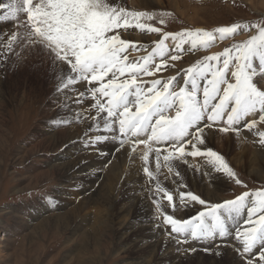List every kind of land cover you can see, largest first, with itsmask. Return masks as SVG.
<instances>
[{
  "label": "snow or ice",
  "instance_id": "obj_1",
  "mask_svg": "<svg viewBox=\"0 0 264 264\" xmlns=\"http://www.w3.org/2000/svg\"><path fill=\"white\" fill-rule=\"evenodd\" d=\"M165 15L161 14V25ZM142 19L153 16L126 11L115 6V0H0V23L14 25L5 45L9 54L16 49L21 57L35 53L50 66L58 95L71 90L77 105L93 101L87 109L96 113L90 131L102 123L118 150L130 154L142 145L139 158L149 181L156 179L147 166L150 154L155 156L157 171L161 158L168 165L172 159L202 157L215 172L247 188L224 156L207 146V139L214 131L239 136L244 129L264 146V130L257 127L264 126V23L167 32ZM132 28L157 35L150 50L123 38ZM249 29L254 34L243 42L204 56L177 75L154 78L174 68L172 62L181 60L184 51L207 49L217 38L223 41ZM141 51L146 54L130 55ZM33 66L38 69L42 64ZM108 138L97 134L88 144ZM150 191L155 193L152 203L162 224L178 244L206 242L215 248L204 250L221 258L231 247L234 258L227 264H264V187L222 202L181 191L185 209L189 203L202 206L187 219L162 211L161 199L174 206L168 189L157 184Z\"/></svg>",
  "mask_w": 264,
  "mask_h": 264
},
{
  "label": "rangeland",
  "instance_id": "obj_2",
  "mask_svg": "<svg viewBox=\"0 0 264 264\" xmlns=\"http://www.w3.org/2000/svg\"><path fill=\"white\" fill-rule=\"evenodd\" d=\"M177 1H180L178 8L174 5L173 1L165 2L160 7L151 5L142 9H135L128 6L125 1L116 2L115 0V6L124 7L126 11L146 12L152 15L153 19H142L143 23L151 24L154 27H162L163 30L167 32H178L183 29L214 30L216 27L227 26L233 23H264V0H252L251 4L248 2V0ZM4 2H8V0H4ZM209 6L212 7L210 8ZM193 7H197V9H199L198 11L196 10L198 12V19L195 18L196 22H191L189 19V13L193 14L192 11H190V8ZM178 11L181 13V15ZM162 13H167V15L163 17L165 20L164 25H161L159 23V19ZM13 29L14 25L12 24L0 23V134H4L7 137L5 143H3L2 145L0 144V239L3 238V240H0V264H136L140 260V258L144 260V264H150L153 259V257H151L150 255L151 252L150 254H148V252L146 251V253H144L143 255L141 249L133 250L132 246H130L132 249L127 247L126 243L129 240H124L126 237L124 238L123 236L125 234H127L128 236V234L130 233L129 230L125 231V234L121 235L120 237L116 236L118 228H120V225L123 226L126 223L127 218L124 216L120 217V220L115 219L116 222L115 220H113L114 222L111 221V218H106L109 217L108 213L117 214L119 211H121L124 207V204H117L116 206H114L115 208L111 207L108 212L105 211L104 207L99 205L98 207L94 204L85 207H78V201L80 200L81 196L80 194H78L79 189L76 188V185L75 187L74 185H70L69 187L64 188L67 184V181H65L62 177H58V179L56 175H50L48 176L49 178L47 177L41 180L38 179L37 181L32 180V176L34 175L30 176L31 174L38 172L39 170L40 172L46 170V167H44L46 166L44 165L45 160L44 157H41L43 156L41 153H39L38 151L36 153V150H33L31 147L30 148L33 150H31V152L33 153H24V151L27 152L29 148L27 144L30 143L29 146L33 145L35 140L38 138L35 137L34 140L32 138V135H34L35 131H38V125L42 124V129H50L53 126L54 128L57 127V129L66 128L68 130V128L75 126L76 124L80 125L82 120L76 119L77 122L73 121L74 119L68 116L67 111L60 107H58L59 109L57 108L58 105H56V107L54 105L49 107L52 110L54 106V111L52 110L53 112L47 109L48 112L46 111V114L49 120H42L43 115L40 109L41 102L47 100V98L50 97L49 94L51 95V92H54L56 81L53 80L51 76L50 66L46 64L45 61L41 62V58L39 56H37L38 58L36 59L35 53L31 55H25L28 58L25 56V58L21 57L19 54V49H16L15 53L9 54L8 49L5 47V45L7 43V36ZM135 30L137 31L138 29L132 28L126 32L130 33L131 31L130 34L133 37L134 34H136ZM251 34H254V31L249 29L248 31H240L237 35L227 38L223 41L217 39L216 42L207 49L201 48L194 52L198 53V55H196L194 58L190 57V52H192L191 50L184 51L181 60L172 62L175 65L174 68H167L157 73L156 77L154 78H165L171 75H177L178 71L191 66L196 60L202 59L206 55L221 52L225 47L231 44L243 42ZM128 37L126 36L125 39H127ZM156 38H154L153 41H155ZM150 46L145 45L143 48L150 50ZM139 53L140 55L146 54V52L144 51H141ZM32 56H34V59ZM131 57L134 58L136 56H133L132 54ZM37 60L39 63L41 62L40 64L43 65L38 69L33 66L34 61L36 63ZM178 79L182 84V76L178 77ZM69 91L71 93L69 92L70 96H68V98H72L75 100L76 95H72V91ZM90 102L93 103L91 100ZM84 104L86 105V103H83V105L80 104L82 106L76 104L77 108L74 107L76 108L75 112L79 113L82 116L84 115L82 119H92V117L95 116L94 111V114H90L92 110H86ZM85 110L87 111V113L85 112ZM24 112L26 115L25 118L23 117ZM85 115H88V117H86ZM66 116H68L69 118ZM257 127L260 130H264L263 126L258 125ZM244 131L246 130L241 129L239 136L235 135L234 133L224 134L215 131L219 136L215 135V138H208L207 146L211 147L218 154L224 156L226 162L236 173L237 177L244 181V183L247 185V188L237 186L233 181L229 180L227 176L215 172L212 168V165L209 164L207 160H204L203 163L195 162L197 164H195L194 162H189L188 166L186 162L183 161V159H172L168 163L169 166L165 165L164 161H162V175H160L158 172L152 171L151 168H149L150 171H152L156 176V179L152 181H149L146 174H144L143 167L139 166L140 169L138 171L140 172L138 173L142 174L140 175L143 178V182L145 181L144 186L145 188H148L147 190L144 188L146 191L144 199L147 202L146 204H148V206H146L147 211L142 210L140 205H136L133 207V211L138 216L137 218L144 216L146 217L140 218V221H138L139 224L141 225L146 223H158L161 231H164L162 234L165 238H160L158 236L157 240H165L163 245L166 244V247L171 246V243L167 240V237L174 239L177 243V239L173 238V235L170 236V229L166 231L165 226L162 224V217L158 216L157 211L152 203V199L154 198L155 193L150 190L154 189L157 184H159L163 188L168 189L174 196V206L168 205L166 199L160 200L162 211L166 214L174 215V217L178 219H187L195 215L198 210H202V206L192 204L194 206L193 207L191 203H189V207L193 211L188 212V216H183L181 212L186 209L181 205L179 198V193L182 190H186V192L191 191L210 202H215L217 199L218 200L216 202H222L224 199L233 198L235 194H240L243 191H252L264 187V171L262 174V179L261 177L259 178L258 176H255L253 173L249 172V169L251 167H247L249 164V160L254 158L257 153L247 152L246 149H243L244 147H246L244 144H248L247 141H245L246 139L244 138ZM247 134L249 135L252 133L248 132ZM235 137L237 138V141H234L236 140ZM218 138L219 141H217ZM81 139L82 138H80L78 141H80ZM248 139L250 140V138ZM236 147L239 148L237 149ZM251 148V150H255L253 147ZM233 150L236 154H234ZM20 151H23L22 154L24 157L22 158H18V153ZM58 151L59 148L57 147L55 148L53 153H57ZM238 156H242L241 164H238L237 162ZM169 167H171L172 169L171 172H169L168 170ZM32 168L34 171L32 170ZM206 168L208 170L211 169L212 171H214L218 175L217 178L221 179H217V184L210 181L214 178L210 176L209 171L205 170ZM177 173H179V175H177ZM192 174L193 176H191ZM171 175L174 177V179L170 182L167 181V183H165L161 178V176H163L165 179L171 180ZM51 176L52 178H50ZM185 179H187L188 181H186ZM100 180L101 177L100 179H97L96 185H98ZM31 181L34 182L35 185ZM198 182H200L201 184H199ZM30 184L32 187H28L30 186ZM198 184L201 185L202 188ZM194 185L196 186L194 187ZM205 188L208 191H211L213 189L216 192L215 196H213L212 198L206 197V195L202 193ZM68 213H70L69 216L71 217L69 221L67 219ZM77 214L80 215L78 216ZM81 214L83 215V217ZM53 216L55 217V219L58 217L60 220H55ZM92 217L95 219H93ZM146 219H154V222H145L147 221ZM51 220L52 222H50ZM94 224L96 225L95 227ZM42 228H44V230H42ZM54 228H57V230ZM106 229L110 234H108ZM145 238L147 237H144V239ZM172 246L175 250L177 249V253H180L181 261H173L168 264H227V262L231 260V256H229V253H226V255L221 258L220 256L215 255L214 252L205 251L204 249L208 247L215 248V245H209L206 242L198 243L189 241V243L187 244H179L178 248L174 247V245ZM192 248H195L196 251H191L190 249ZM140 255H143V257H141Z\"/></svg>",
  "mask_w": 264,
  "mask_h": 264
},
{
  "label": "bare ground",
  "instance_id": "obj_3",
  "mask_svg": "<svg viewBox=\"0 0 264 264\" xmlns=\"http://www.w3.org/2000/svg\"><path fill=\"white\" fill-rule=\"evenodd\" d=\"M121 1V2H126L128 6L132 7V8H145L147 6H155V7H160L161 5H163L165 2H170L173 1L174 5L178 8L180 1L178 2L177 0H116V2ZM257 1V0H256ZM262 1V0H259ZM248 2L251 4L252 0H248ZM125 3V4H126ZM170 4V3H169ZM210 8L212 6H209ZM186 10V8H185ZM199 9H197V7H193L190 8V11H192L193 14L189 13V19L191 22H196L195 18L198 19V12L197 11ZM179 12V11H178ZM180 13V12H179ZM181 15V13H180ZM192 15V16H191ZM10 28V26H9ZM136 31V30H135ZM134 32V31H133ZM131 33V31H130ZM126 32L124 33V39L125 37L129 36L127 38V40L136 43L137 45H141V46H145V45H149L151 44V42L154 40V38L157 37L156 34H148L146 32H141L140 30L136 31L134 34V36L132 37V35ZM157 39V38H156ZM219 39V38H217ZM5 42V41H4ZM2 42V43H4ZM6 43V42H5ZM168 43H171L170 41ZM186 47V46H185ZM188 47V46H187ZM193 52V53H192ZM190 52V57L194 58L196 55H198V53H194L196 51H192ZM203 52V51H202ZM133 56H137L140 55V53L137 52H131L130 55ZM27 55V54H25ZM35 55V54H34ZM27 57V56H25ZM24 57V58H25ZM31 57V56H30ZM34 59V56H32ZM28 58V57H27ZM36 59L38 58L37 55L35 57ZM135 58V57H134ZM31 59V58H30ZM35 59V60H36ZM27 60V59H25ZM24 60V61H25ZM29 60V59H28ZM26 62V61H25ZM35 62V61H34ZM38 62V60L36 61V63ZM42 62V61H41ZM40 62V63H41ZM28 63V62H27ZM39 63V62H38ZM45 63L47 64V62L45 61ZM44 63V64H45ZM30 64V63H29ZM184 65V64H183ZM43 66V65H42ZM179 66V65H178ZM43 69V68H42ZM172 69V68H171ZM40 71V70H39ZM43 76V75H42ZM172 76V75H171ZM50 77V75H49ZM158 78H163V77H158ZM167 78V77H165ZM54 80V79H53ZM53 83V82H52ZM54 84V83H53ZM52 85V84H51ZM51 87V86H50ZM54 88V87H53ZM52 89V88H51ZM46 91V90H45ZM48 91V90H47ZM49 92V91H48ZM51 92V91H50ZM53 92V91H52ZM51 95L49 94L50 97L47 98V100H43L44 102H41V113H42V120L48 119L47 118V112L49 110H51L49 107L54 105L57 108L60 107L62 109H64L65 111H67V114L69 117H71L72 119H74L73 121L77 120H82L80 125H75L72 126L70 128H68V130L66 128H58L57 127H53L52 128H45L42 129L41 125H38L37 127V123H36V127L38 129V131H35L34 135H32L33 140L35 137H38L35 142L33 143V145L29 146L30 143L27 144V146L29 147L27 152L24 151L25 154H29V153H33L31 152V150L35 149L36 153L37 151L39 153H41L44 157V162L46 166V170L40 172V170L38 172H35L33 174H31L30 176H32V180L37 181L38 179L41 180L43 178H47L50 175H56V177L60 178L62 177L65 181H67V184L64 188L69 187L70 185H76V188L79 189L78 194H80V200L79 205H77L78 207H85L91 204L94 205H99L105 208V211L108 212V210L111 207L116 206L117 204H124L123 209L121 211H119L117 214H111L108 213L109 217L106 218H111L113 220L115 219H119L120 217H126V223L121 226L120 228H118L117 232H116V236H121L123 234H125V231L129 230V234L127 236V234H125L123 237L125 238L124 240H129L126 245L128 248H131L130 246H132L133 250L134 249H141L142 250V254L144 255V253H146V251L148 252V254H150L151 252V257H153L152 261L150 264H168L171 262H180L181 261V255L180 253H177V249L175 250L173 248L172 245H174V247L178 248V245L176 243V241L172 238H168L167 240L171 243V246L166 247V244L163 245V243L165 242V240L163 241L162 239L157 240V237L159 236L160 238H165L163 237V232L161 231V228L158 225V223L156 224H150V223H146V224H139L138 221H140V218H146L144 217H139L137 218V214L133 211V207L136 205H140L142 210H146L147 211V207L148 204H146V200L145 198V189L147 190L148 188L144 186V182H143V178L141 177V175L138 173L140 171H138L140 168L139 166L144 167V163L142 160H140V155L142 154V152L140 151V149L143 148V146L141 145L140 148L137 149L136 153L130 154V152L128 150H118L117 144L116 142H114L111 138V134L109 133H105L103 130V126L101 123V127L99 129H96L94 127V129H90V126H92L94 124V121L92 119L86 118V119H82V117H84V115H80L79 113L75 112V109L77 108L76 103L74 102L75 100L72 98H68V96H70V93H68L67 95L65 94H57L56 91L54 90V92ZM72 95H76L75 92H72ZM66 98V99H65ZM93 102V101H92ZM86 105L84 106L87 109H89V105L91 104L90 100L85 102ZM80 105V104H79ZM83 105V103H82ZM80 105V106H82ZM53 106V109H54ZM76 107V108H74ZM79 108V107H78ZM82 108V107H81ZM52 109V110H53ZM59 109V108H58ZM51 110V111H52ZM61 110V109H60ZM85 110V112L87 113V111ZM47 111V112H46ZM50 111V112H51ZM54 111V110H53ZM52 111V112H53ZM63 111V110H62ZM81 111V110H80ZM95 110H92V112L90 114H94ZM23 112V111H22ZM55 113H56V108H55ZM63 113V112H62ZM61 113V115H62ZM85 113V114H86ZM58 114V113H57ZM56 114V116H57ZM21 115V114H20ZM52 115V114H49ZM60 115V114H59ZM60 115V116H61ZM66 115V114H65ZM64 115V116H65ZM96 115V113H95ZM66 116V117H68ZM86 116V115H85ZM23 117L25 118V112ZM52 117V116H51ZM50 117V118H51ZM54 117V116H53ZM68 117V118H69ZM88 117V115L86 116ZM92 117V116H91ZM61 118V117H60ZM22 119V118H21ZM25 120V119H24ZM41 120V119H40ZM41 120V121H42ZM49 120V119H48ZM60 120V119H59ZM58 120V121H59ZM64 120V119H63ZM23 121V120H22ZM40 121V122H41ZM44 121V122H45ZM57 121V120H56ZM69 121V120H68ZM70 122V121H69ZM77 122V121H76ZM48 123V122H47ZM54 123V122H53ZM75 123V122H74ZM20 124V123H19ZM40 124V123H39ZM46 124V123H45ZM70 124V123H69ZM73 124V123H72ZM50 125V124H49ZM46 126V125H45ZM22 128V127H21ZM41 128V129H40ZM264 129V126H263ZM34 130V129H33ZM32 130V131H33ZM33 133V132H32ZM247 131H244V138L246 139L245 141H247L248 144H244L246 147H244L243 149H246L247 152H255L257 153V155L254 156V158L250 159L249 157V164H248V168L249 172L253 173L255 176H258L259 178L263 177V171H264V146H261V144L259 143L258 137L255 136V134H247ZM97 134H104V135H108V139L105 141H101L99 143L93 144V145H89L88 141L90 139H93L95 135ZM215 135H218L217 132H211L208 135V138L214 137ZM219 136V135H218ZM217 137V136H216ZM6 136L4 134H0V144L2 145L3 143H5L6 141ZM80 138H82L80 141H78ZM215 138V137H214ZM224 138V137H223ZM236 138V137H235ZM250 138V140L248 139ZM32 140V141H33ZM219 141V138L218 140ZM237 141V138L236 140ZM209 142V141H208ZM239 143V142H238ZM32 144V142H31ZM229 144V143H228ZM240 145V144H239ZM242 145V146H244ZM25 146V147H27ZM238 146V144H237ZM32 149H31V148ZM59 148V151L57 153H53V151L55 150V148ZM241 147V146H239ZM238 147V148H239ZM253 147L255 150H251ZM22 148V147H21ZM233 148V147H232ZM237 148V147H236ZM235 148V149H236ZM237 148V149H238ZM234 149V150H235ZM26 150V149H25ZM32 150V151H33ZM57 150V149H56ZM190 150V149H189ZM227 150V149H226ZM225 150V151H226ZM233 150V152H234ZM241 151V150H239ZM35 152V151H34ZM229 152V151H228ZM231 152V151H230ZM232 152V154H233ZM23 151H20L18 154V158H22L23 156ZM229 154V153H228ZM234 154H236L234 152ZM231 155V154H230ZM234 156V155H232ZM27 157V156H26ZM231 157V156H230ZM28 158V157H27ZM31 158V157H30ZM233 158V157H232ZM247 158V157H246ZM259 158V160H258ZM29 159V158H28ZM230 159V158H229ZM234 159V158H233ZM232 159V160H233ZM242 156H238L237 157V162L238 164H241L242 162ZM26 160V159H25ZM206 160L205 158L202 157H197V158H192V157H186L183 158V161L186 162L187 166L189 164V162H201L203 163V161ZM163 159L161 158V162L160 165L162 166L163 164ZM180 161V160H179ZM200 163V164H201ZM235 163V162H234ZM197 164V163H195ZM206 164V163H205ZM234 165V164H233ZM149 168H151L152 171L154 172H158L160 175H162L163 172V167L160 166L159 171H157L156 168V160H155V156L154 154H150L149 156V162L147 165ZM165 166V165H164ZM169 166V165H168ZM242 166V165H241ZM241 168V167H240ZM27 169V168H26ZM45 169V168H44ZM166 169V168H164ZM185 169V167H184ZM196 169V168H195ZM33 170V168H32ZM37 170V169H35ZM206 171H209V174L212 178V180H210L213 183H216V181H218L217 179V174L212 171L211 169L208 170L207 168L205 169ZM34 171V170H33ZM184 171V170H183ZM194 171V170H193ZM30 172V171H29ZM205 172V171H204ZM185 173V172H184ZM188 174V173H187ZM191 174V173H190ZM185 175V174H183ZM29 176V177H30ZM193 176V174L191 175ZM195 176V175H194ZM101 180L98 183V185H96L97 179L99 178ZM166 177V176H165ZM187 177V176H186ZM190 177V176H189ZM197 177V176H196ZM206 177V176H203ZM49 178V177H48ZM52 178V176L50 177ZM54 178V177H53ZM56 178V179H57ZM58 178V179H59ZM162 180L167 183V181H172L174 179V177L171 175V180H167L165 179L163 176H161ZM55 179V178H54ZM203 179V178H202ZM263 179V178H262ZM186 181H188L187 179H185ZM221 180V179H220ZM219 180V181H220ZM264 180V179H263ZM29 181V180H27ZM46 181V180H45ZM99 181V180H98ZM190 181V179H189ZM223 181V180H222ZM261 181V180H259ZM32 182V181H31ZM41 182V181H39ZM163 182V184H164ZM193 182V181H192ZM34 185L35 183L32 182ZM191 183V181H190ZM199 184H201L200 182H198ZM198 184V185H199ZM217 184V183H216ZM28 185V182H27ZM146 185V184H145ZM190 185V184H189ZM203 185V184H202ZM196 185H194L195 187ZM201 186V185H199ZM206 186V185H205ZM214 186V185H213ZM212 186V187H213ZM25 187V186H24ZM27 187V186H26ZM28 187H32L31 184ZM34 187V186H33ZM73 187V188H74ZM193 187V184H192ZM198 187V186H197ZM217 187V186H215ZM145 188V189H144ZM179 188V187H176ZM199 188V187H198ZM197 188V189H198ZM202 188V186H201ZM220 188V187H218ZM23 189V188H22ZM26 189V188H25ZM71 189V188H70ZM77 189V190H78ZM55 190V189H54ZM68 190V189H67ZM73 190V189H72ZM210 190V189H209ZM213 190V189H212ZM211 190V191H212ZM222 190V189H220ZM75 191V190H74ZM183 191V190H182ZM194 191V190H193ZM202 191V189H201ZM208 191L206 188L203 190V194L206 195V197L208 198H212L213 196H215V191L213 190L212 192ZM184 192H186V190H184ZM196 192V191H195ZM72 193V192H71ZM201 193V192H200ZM147 194V193H146ZM203 195V196H204ZM148 196V195H147ZM178 196V195H177ZM77 198V197H76ZM65 199V198H64ZM79 199V198H78ZM218 200V199H217ZM216 200V201H217ZM215 201V202H216ZM77 203V202H76ZM127 203V204H126ZM50 205V204H49ZM192 205V204H191ZM75 206V204H74ZM73 206V207H74ZM76 206V207H77ZM98 206V207H99ZM193 206V205H192ZM194 207V206H193ZM88 208V207H87ZM115 208V207H114ZM188 208H190L188 206ZM75 209V208H74ZM84 209V208H83ZM89 210V209H88ZM139 210V209H138ZM71 211V210H70ZM74 211V210H73ZM78 211V210H77ZM85 211V210H84ZM92 211V210H91ZM193 211L191 208L190 209H186L184 211L181 212V214L183 216H188V212ZM68 212V211H66ZM88 212V211H87ZM94 212V211H93ZM99 212V210H98ZM106 212V213H107ZM75 213V212H74ZM78 213V212H76ZM83 213V212H82ZM92 213V212H91ZM150 213V212H149ZM70 213H68V221L70 220ZM73 214V213H71ZM90 214V213H88ZM153 214V213H152ZM62 215V213H61ZM78 215V214H77ZM80 215V214H79ZM78 215V216H79ZM82 215V214H81ZM87 215V214H86ZM93 215V214H92ZM145 215V214H144ZM59 216V215H57ZM56 216V217H57ZM67 216V214H66ZM72 216V215H71ZM96 216V215H95ZM54 217V216H53ZM52 217V218H53ZM74 217V216H73ZM72 217V218H73ZM83 217V215H82ZM91 217V216H90ZM93 218V217H92ZM150 218V217H149ZM154 218V217H153ZM55 219V217H54ZM56 219H59L58 217ZM55 219V220H56ZM77 219V218H76ZM79 219V218H78ZM81 219V218H80ZM87 219V218H86ZM95 219V218H93ZM92 219V221H93ZM98 219V218H97ZM60 220V219H59ZM62 220V219H61ZM72 220V219H71ZM75 220V219H74ZM83 220V219H82ZM81 220V221H82ZM100 220V219H99ZM120 220V219H119ZM147 221L145 222H154V219H146ZM65 221V218H64ZM80 221V220H79ZM97 221V220H96ZM52 222V220L50 221ZM55 222V221H54ZM76 222V221H75ZM114 222V221H113ZM116 222V220H115ZM119 222V221H118ZM156 222V221H155ZM47 223V222H46ZM60 223V222H59ZM63 223V221H62ZM70 223V222H69ZM68 223V224H69ZM74 223V222H73ZM83 223V222H81ZM93 223V222H92ZM108 223V222H107ZM124 223V222H123ZM54 224V223H52ZM51 224V225H52ZM57 224V222H56ZM65 224V223H64ZM114 224V223H112ZM44 225V224H43ZM67 225V224H66ZM83 225V224H82ZM59 226V225H58ZM63 226V225H62ZM65 226V225H64ZM96 225L94 224V227ZM3 227V226H2ZM38 227V224H37ZM52 227V226H51ZM113 227V226H112ZM53 228V227H52ZM46 229V228H45ZM57 230V228H54ZM163 229V228H162ZM32 230V229H30ZM42 230H44V228H42ZM51 230V229H50ZM59 230V229H58ZM165 230V229H164ZM55 231V230H54ZM107 231V229H106ZM167 231V230H166ZM45 232V231H44ZM108 234L109 231H107ZM169 232V231H168ZM53 233V231H52ZM87 233V232H86ZM115 233V232H114ZM55 234V233H54ZM168 234V233H167ZM28 235V234H27ZM44 235V233H43ZM56 235V234H55ZM99 235V234H98ZM144 235V236H143ZM24 236V235H23ZM132 236V239H131ZM172 236V235H170ZM33 237V236H32ZM102 237V236H101ZM144 237H147L144 239ZM35 238V237H34ZM87 238V237H86ZM174 238V237H173ZM24 239V238H22ZM21 239V241H22ZM176 239V238H175ZM0 240H3V238H1ZM123 240V241H124ZM20 241V242H21ZM38 241V240H37ZM148 242V243H147ZM194 242V241H193ZM38 243V242H37ZM87 243V242H86ZM144 243V244H143ZM90 244V243H89ZM192 246V245H191ZM103 247V246H102ZM206 247V246H205ZM131 248V249H132ZM203 248V247H202ZM231 248V247H230ZM227 248L225 251L226 253H229V256H231V260L234 258V252L232 249ZM143 255H140L141 257H143ZM138 257V256H137ZM87 260V259H86ZM144 260H142L140 258V260L136 263V264H144ZM213 263V262H212ZM149 264V263H148Z\"/></svg>",
  "mask_w": 264,
  "mask_h": 264
}]
</instances>
